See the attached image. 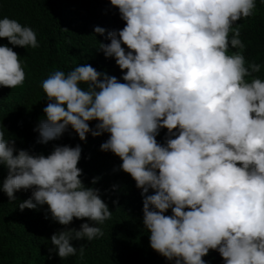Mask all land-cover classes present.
Returning <instances> with one entry per match:
<instances>
[{
    "label": "clouds",
    "instance_id": "obj_1",
    "mask_svg": "<svg viewBox=\"0 0 264 264\" xmlns=\"http://www.w3.org/2000/svg\"><path fill=\"white\" fill-rule=\"evenodd\" d=\"M110 4L125 26L108 32L110 43L100 50L115 59L124 82L90 64L54 71L42 81L48 104L36 129L39 142L56 140L69 127L81 141L108 133L101 150L119 157L141 190L150 246L174 264H205L210 250L224 264H264V80L253 76L260 64L246 67L242 53L228 54L230 46L245 47L236 22L254 14L256 0ZM0 38L39 47L31 27L8 17L0 18ZM25 79L18 54L0 46V87L13 89ZM91 121L98 122L95 129ZM161 129L168 132L165 145L156 139ZM81 151L57 146L47 156L30 154L0 127V165L8 169L0 191L14 201L16 192L31 189L19 208L47 205L63 226L74 218L103 224L113 213L80 179ZM169 209L172 215H165ZM102 236L100 227L83 223L79 231L53 234L49 252L75 256L71 240Z\"/></svg>",
    "mask_w": 264,
    "mask_h": 264
},
{
    "label": "trees",
    "instance_id": "obj_2",
    "mask_svg": "<svg viewBox=\"0 0 264 264\" xmlns=\"http://www.w3.org/2000/svg\"><path fill=\"white\" fill-rule=\"evenodd\" d=\"M3 17L31 27L39 43L35 49L23 48L0 38V46L11 47L18 54L26 73L22 86L0 87V127L4 128L5 139H13L17 150L44 156L50 155L57 146L79 145L82 150L78 163L82 170L80 179L86 187L99 191L100 198L113 214L103 224L74 218L70 225L63 226L52 220L47 205L36 209L19 208L20 203L30 199L31 189L16 192L14 201L0 191V264H174L150 246V232L143 224L141 190L132 177L121 170L119 157L101 150V145L109 139L108 133L98 137L89 133L86 140L81 141L69 127L60 138L45 144L39 142L36 131L46 118L44 108L48 104L42 81L54 71L67 74L79 65L90 64L98 72L124 82L125 73L115 59L106 58L100 50V44L110 43L108 32L122 30L125 26L119 10L110 0H0V18ZM236 23L245 47L230 46L228 54L242 53L246 67L253 62L260 64L261 71L253 76L264 80V3L256 0L254 14ZM96 27L105 29V34H96ZM232 35L229 34V39ZM122 47L128 51L126 46ZM251 79L246 77L249 82ZM96 123L89 122L90 128L95 129ZM168 138L167 129H161L156 137L161 145H165ZM7 175V167L0 165V185ZM93 180L96 183L93 184ZM151 194H154L152 190ZM165 215H172L171 210ZM83 223L100 227L103 236L91 241L71 240L78 251L75 256L61 259L56 252L50 255L53 234L71 229L79 231ZM81 246H84L82 256ZM203 259L205 264H224L218 251L210 250Z\"/></svg>",
    "mask_w": 264,
    "mask_h": 264
},
{
    "label": "rangeland",
    "instance_id": "obj_3",
    "mask_svg": "<svg viewBox=\"0 0 264 264\" xmlns=\"http://www.w3.org/2000/svg\"><path fill=\"white\" fill-rule=\"evenodd\" d=\"M17 88V87H16Z\"/></svg>",
    "mask_w": 264,
    "mask_h": 264
}]
</instances>
